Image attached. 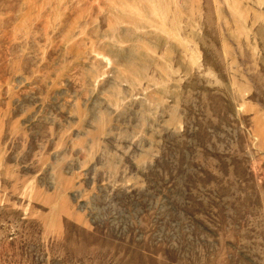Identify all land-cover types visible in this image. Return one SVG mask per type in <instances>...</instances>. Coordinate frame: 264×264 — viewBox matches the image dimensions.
<instances>
[{
    "label": "rangeland",
    "instance_id": "rangeland-1",
    "mask_svg": "<svg viewBox=\"0 0 264 264\" xmlns=\"http://www.w3.org/2000/svg\"><path fill=\"white\" fill-rule=\"evenodd\" d=\"M0 264H264V0H0Z\"/></svg>",
    "mask_w": 264,
    "mask_h": 264
}]
</instances>
